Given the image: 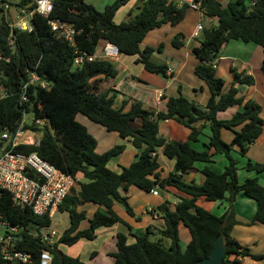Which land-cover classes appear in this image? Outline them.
Here are the masks:
<instances>
[{
	"label": "trees",
	"instance_id": "1",
	"mask_svg": "<svg viewBox=\"0 0 264 264\" xmlns=\"http://www.w3.org/2000/svg\"><path fill=\"white\" fill-rule=\"evenodd\" d=\"M52 1L53 10L49 18L65 23L78 32L74 44L52 32L48 20L38 15L32 20L34 30L31 33L11 30L3 17L0 20V54L9 59V62H0V86L9 95L0 101V133L3 130L15 132L21 123L23 110L37 119H47L48 125L37 129L42 133L40 146H19L15 152L37 153L67 175L77 178L82 174L86 180L79 184V191L73 188L60 206V212L69 214L70 227L59 238L58 244L73 246L81 239L92 241L99 228L124 223L113 210L115 203L123 204L133 217L126 198L119 194L122 185L126 189L136 186L146 192L155 187H172L185 197L179 196L174 210L169 203H163L158 208L166 224L165 230L159 231V234L171 241L170 246H165L161 239L152 241L149 232L137 237L131 245L125 235L118 234L117 252L111 255L114 264H197L210 256L220 235L227 249L224 264H241L240 258L261 261L262 256L252 254L231 237V230L236 224L232 203L239 193L257 204L252 224L264 226V187L258 178L240 184L238 163L233 157L235 147H239L244 156L263 135L261 107L253 100L240 96L236 88L240 84L253 85L252 77L233 70L232 85L223 94L225 83L216 76L212 63L218 59L224 45L232 40L254 43L264 49V0H257L252 7L248 0H234L226 7L217 0H197L204 14L218 21L217 27L203 31L200 45L193 50L200 61L194 74L208 86L209 101L203 109L183 96L169 98L166 111L158 113L144 109L138 101L132 103L128 112L124 108H115V98L111 96L113 91H100L98 88L103 79H115L118 75L109 61H85L79 68H74V61L78 54L95 55L98 44L106 42L116 46L121 55L139 56L137 64H142L148 72L166 75L167 66L151 61L154 49L146 47L142 50L141 45L149 32L165 24H179L188 8L178 7L168 0H136L139 13L133 16V11L128 21L116 24L117 12L132 0H115L103 12L88 4L87 0ZM31 4L34 0H17L11 6L26 7ZM10 36L14 40L13 50L9 47ZM178 39L176 37L173 42L176 47ZM262 71L264 73V61ZM33 72L43 77L48 87L43 89L30 85L26 93L28 101L22 104V89ZM234 107L242 109L230 119L218 118V113ZM78 114L109 132L118 133L122 139L130 138L135 148L142 149L138 160L123 168L120 174L111 171L108 163L123 153L125 147L116 146L102 155L96 153L97 141L76 120ZM137 120L142 122L139 129L132 125ZM168 120H175L191 130L188 142H168L159 136L160 122ZM199 123L203 124L200 128L197 127ZM206 124L210 128L209 143L206 150L197 151L192 143L198 141ZM224 129L234 133L231 143L224 141ZM158 148H163L168 159L175 160L173 172L164 180H160L158 171L161 166L152 156ZM217 154L224 155L228 160L223 173L206 167L202 171L204 182L201 185L183 180L182 175L192 171L196 163L210 164ZM245 169L262 174L264 164L249 161ZM226 195H229L230 208L223 216H217L197 204L199 198L218 202L226 200ZM87 203L103 207L106 212L97 211L90 220L89 228L80 231L86 212L79 211V207ZM0 213L15 225L51 226L49 217H38L29 210L14 208L12 197L5 191H1L0 195ZM181 224L191 235L185 250H182L180 242ZM58 244L50 247L38 238L22 233L18 249L31 254L36 260L42 252L48 251L53 258L52 264H84L80 259L60 252Z\"/></svg>",
	"mask_w": 264,
	"mask_h": 264
},
{
	"label": "crops",
	"instance_id": "2",
	"mask_svg": "<svg viewBox=\"0 0 264 264\" xmlns=\"http://www.w3.org/2000/svg\"><path fill=\"white\" fill-rule=\"evenodd\" d=\"M217 1L226 7L229 2L234 0ZM253 1L255 0H248V4L250 5ZM129 3H131L132 6L127 13V17L134 11L136 0H132ZM14 13L17 16L16 11ZM138 13L139 11L137 13L134 11L133 15L135 16ZM201 17L200 12L188 8L184 19L179 24L175 26L165 24L161 28L149 32L147 35L149 41H146L145 38L141 45L142 50L146 47L154 49L151 61L157 65L167 66L168 69L172 70L173 74L171 76L168 74L162 75L148 72L142 64H137L139 56H126L120 54L118 61H113L115 65L112 64L118 72L117 77L109 80L103 79L98 86L99 90L106 91L111 89L113 91L111 96L115 98V108H124L125 112L130 110L134 101L141 102L144 109L148 111H153L155 113L164 112L167 109L166 105L168 99L178 98L180 96H183L196 106L206 109V105L210 98V90L206 83L194 74L195 68L200 64V61L194 55L193 50L200 45L201 36L195 39L193 33ZM15 18L16 17H14V19ZM203 20L204 29L218 26V21L216 19L205 17ZM176 37H179V45L177 47L173 44ZM101 43L103 46L106 44V42ZM96 55L99 56V53H96ZM263 61V48L254 43L246 44L242 41L232 40L224 45L218 59L214 61L215 65L213 68L216 71V76L221 78L225 83L223 94H226L232 85L233 70L254 79L253 85L248 86L240 84L236 85V88L239 90L240 96L244 97L246 100H253L260 105V116L264 120ZM158 90L164 93L161 101H157L155 97V92ZM241 109L242 108L237 107L230 108L226 112L218 113V118L220 120L230 119ZM76 120L85 126L88 132L96 139V153L102 155L116 146L125 147L123 153L112 158L108 163V168L111 171L120 174L123 168L129 167L138 160L142 149L135 148L130 138L122 139L118 133L107 131L104 127L92 122L82 114H78ZM132 125L135 129H139L142 126V122L141 120H137ZM202 126V123L197 125L199 128ZM204 127L198 141L192 143L193 148L197 151L206 150L209 143L210 128L208 124ZM190 133L191 130L189 128L181 125L175 120L163 121L160 122L159 125V136L168 142H188ZM233 136L234 133L231 130L224 129L222 131V137L227 143H231ZM213 152L212 150L211 153ZM155 153L161 166L158 174L160 180H164L173 172L175 160L168 159L163 153V148H158ZM219 155L220 154H217L210 164L196 163L192 171L186 175H182L183 180L187 183L194 182L197 185H201L204 182L202 171L206 167L217 173H223L228 166V160L224 155V157ZM233 157L238 163V181L240 184L245 183L248 179L258 178L259 183L262 186L264 185V174L258 175L248 172L245 169L249 161L252 163L264 164V133L259 140L250 146L244 156L241 154L240 148L235 147L233 150ZM218 167L224 170L221 172V170H218ZM242 172L247 174L244 175L245 180L243 183L241 182ZM76 179L77 185L74 188L79 191V184L83 183L82 181L85 179L82 174H79ZM155 189L158 191V196L152 194V191ZM119 194L121 197L126 198L129 207L133 211V217L127 213L126 207L123 204L115 203L113 210L124 223H117L109 228H99L96 231V238L92 241L81 239L73 246L58 244L59 251L71 258L80 259L84 264H114V258L111 255L117 252V246L115 244L117 243L118 234L125 235L128 244L131 245L136 242L137 237L143 236L148 232L151 233V236L158 238V240L161 239L165 246L169 247L171 241L167 238H162L159 234V231L165 230L166 224L159 214L158 208L163 203H169L170 208L174 210L175 206L179 203V196L185 197V195L172 187H167L166 189L155 187L150 192H146L136 186H131L126 189L124 185L119 189ZM228 198L229 195H226V200L218 202H208L205 198H199L197 204L213 214H215L214 210L216 207L212 204H219V206L224 209V212L215 215L223 216L230 208ZM79 211L86 212V219L82 221L79 228L80 231L89 228L90 220L97 211L106 212L103 207L91 203L80 206ZM232 211L236 223L239 225H246L245 223L253 220L257 211V204L254 200L239 193L232 203ZM59 213L67 212L58 211L53 215L51 217V226L49 227L51 231L58 235V238L65 232L59 233L52 227V220ZM154 213L156 214L154 215ZM239 225H235L232 228L231 237L242 247L248 248L252 254L263 255L260 250L264 248V226L254 224L251 227H243ZM182 226L181 224L179 227V235L181 247L183 242V245H185L182 247V250H185V247H187L191 241V235L189 230L184 226V229H182ZM69 227L70 217L69 226L65 230ZM96 242L99 243V245H96ZM110 243H114L115 247L113 244L110 245ZM239 260L241 264H263L260 261L257 262L250 258H240Z\"/></svg>",
	"mask_w": 264,
	"mask_h": 264
},
{
	"label": "built area",
	"instance_id": "3",
	"mask_svg": "<svg viewBox=\"0 0 264 264\" xmlns=\"http://www.w3.org/2000/svg\"><path fill=\"white\" fill-rule=\"evenodd\" d=\"M178 7L198 11L203 18L207 17L201 10V4L197 0H168ZM257 0L250 6H254ZM17 0H0L2 17L9 25L10 29H18L28 33L33 32L32 20L38 15L48 20V25L52 32L74 44L75 36L78 34L71 26L60 21L51 20L50 14L53 10L52 0H34V4L26 7L11 6ZM33 6V7H32ZM14 9L17 16H11ZM198 22L193 37L200 38L204 29L203 18ZM2 23V21H0ZM9 47L14 49V40L9 38ZM120 52L112 44L106 43L101 56L78 54L74 61V68H79L85 61H118ZM0 62H9V59L0 54ZM215 62L212 63L214 67ZM167 74L171 76L172 70L168 69ZM30 85L47 88L48 83L43 77L33 72L29 75V81L22 89L21 103L28 101L26 93ZM163 91L155 92L157 101H161ZM9 95L0 86V101ZM32 117L31 123L27 119ZM48 125L47 119H37L33 114L23 110V116L18 129L15 132L2 131L0 136V195L5 191L12 197L13 207L20 210H29L38 217H51L55 215L66 198L71 194L72 189L77 185V179L67 175L63 171L44 161L37 153L25 154L15 152L19 146L39 147L42 133L37 129H43ZM30 128H27V127ZM156 157V153L152 154ZM154 196H158V191H152ZM156 213H154L155 215ZM156 217V216H155ZM22 233H26L33 238H38L42 243L53 247L58 244V235L51 231L49 227L39 228L38 226H19L4 219L0 213V264H52L53 258L48 251L40 254L37 260L31 255L18 249Z\"/></svg>",
	"mask_w": 264,
	"mask_h": 264
},
{
	"label": "rangeland",
	"instance_id": "4",
	"mask_svg": "<svg viewBox=\"0 0 264 264\" xmlns=\"http://www.w3.org/2000/svg\"><path fill=\"white\" fill-rule=\"evenodd\" d=\"M115 0H87V3L88 4H90V5H92V6H94L98 11H100V12H103L104 10H105V8L107 7V6H109V5H111L113 2H114ZM220 1H223V0H220ZM132 6V4L131 3H128V5L126 6V7H124V8H121L120 9V11L118 12V14L116 15V17H115V20H114V22L116 23V24H121V23H124V22H126V21H128L129 20V18H130V16L129 17H127V13H128V11H129V9H130V7ZM137 6H138V4H137V1H136V3H135V8H134V11H135V13H137L138 11H137ZM11 16L12 17H16V14L14 13V9L12 10V12H11ZM134 16V15H133ZM146 41H149V37H146ZM103 44L102 43H99L98 44V47H97V51H96V53H99V56H101L102 54H103ZM110 62H112L111 64H113V65H115V63L113 62V61H110ZM31 119H32V117H30L29 116V118L27 119V122L30 124L31 123ZM209 125V124H208ZM228 133V132H227ZM227 143V142H226ZM239 155V154H238ZM219 156H221V157H224L223 155H219ZM247 161V160H246ZM218 170H221V172L224 170V169H220V167H218ZM252 173H255V174H257L256 172H252ZM255 174H253V175H255ZM262 174H264V173H262ZM244 175H247V174H245V172H242V174H241V176H242V178H241V182L243 183V181L245 180L244 179ZM258 175H260V174H258ZM263 179V178H262ZM82 182H86V180H83ZM264 186V185H263ZM214 207H216V209L214 210V213L215 214H221V213H223L224 212V209H222V207L221 206H219V204H215V203H213L212 204ZM246 225H243V224H238V223H236L235 225H239V226H243V227H251L253 224H252V221H250V222H248V223H245ZM234 225V226H235ZM69 226V216H68V214L67 213H59V214H57L56 216H55V218L52 220V227L55 229V230H57L59 233H63L64 231H65V229L67 228ZM233 226V227H234ZM182 229H184L183 228V226H182ZM187 231V230H186ZM188 233V232H187ZM189 234V233H188ZM188 237H190V236H188ZM150 239L152 240V241H157L158 240V238H155V237H153V236H151L150 237ZM98 242V241H97ZM96 242V245H99V243H97ZM113 244V246H114V243H110V245H112ZM183 244H184V242H183ZM182 244V247H184L185 245H183ZM109 245V244H108ZM116 245V244H115ZM107 246V245H106ZM115 247V246H114ZM186 248V247H185ZM184 249V248H183ZM261 253L263 254V255H260V256H262L263 257V259L260 261L261 263H263L264 264V248H261Z\"/></svg>",
	"mask_w": 264,
	"mask_h": 264
},
{
	"label": "water",
	"instance_id": "5",
	"mask_svg": "<svg viewBox=\"0 0 264 264\" xmlns=\"http://www.w3.org/2000/svg\"><path fill=\"white\" fill-rule=\"evenodd\" d=\"M2 132L0 136H2ZM226 245L223 241V236L220 235L215 241V246L210 256L197 264H224V258L226 256Z\"/></svg>",
	"mask_w": 264,
	"mask_h": 264
}]
</instances>
